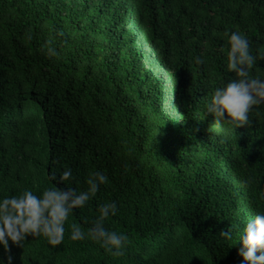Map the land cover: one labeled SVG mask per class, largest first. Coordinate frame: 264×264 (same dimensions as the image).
I'll return each instance as SVG.
<instances>
[{"label":"trees","instance_id":"trees-1","mask_svg":"<svg viewBox=\"0 0 264 264\" xmlns=\"http://www.w3.org/2000/svg\"><path fill=\"white\" fill-rule=\"evenodd\" d=\"M236 27L257 54L264 0H0V194L40 192L65 167L85 189L104 171L69 222L87 229L115 200L106 226L130 238L113 256L68 233L57 246L29 236L10 241L13 264H240L239 228L264 209V104L236 128L206 110L236 78ZM230 226L232 240L219 234Z\"/></svg>","mask_w":264,"mask_h":264},{"label":"clouds","instance_id":"clouds-1","mask_svg":"<svg viewBox=\"0 0 264 264\" xmlns=\"http://www.w3.org/2000/svg\"><path fill=\"white\" fill-rule=\"evenodd\" d=\"M227 41L226 70L234 72L236 78L214 88L206 110L207 114L215 115L216 123L236 128L250 124V113L255 106L264 104V72L257 69L253 73L257 60H264V46L254 55L248 34L238 27L230 31ZM48 53L56 54V50L49 48ZM197 62H201L200 57ZM50 177L55 183L40 192L25 187L11 195L6 191L0 194V246L7 253V260L0 257V264H13L10 241L23 247L29 236H43L50 245L57 246L64 241L66 233L73 241L91 239L107 253L121 255L130 243L128 234L106 226V220L119 212L117 201L99 203L98 215L83 220L87 229L81 223L69 222L70 214L75 209H83L100 191L101 185L108 183V175L98 169L91 171L85 189L70 186L74 179L71 167L51 171ZM219 234L232 240V226L221 229ZM237 239L242 240L240 264H264V209L243 221Z\"/></svg>","mask_w":264,"mask_h":264}]
</instances>
